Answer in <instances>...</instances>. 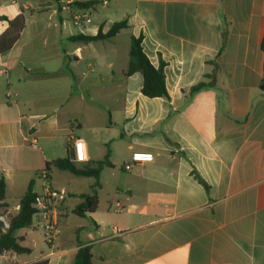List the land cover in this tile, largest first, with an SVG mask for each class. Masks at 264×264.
<instances>
[{"label": "crops", "instance_id": "crops-1", "mask_svg": "<svg viewBox=\"0 0 264 264\" xmlns=\"http://www.w3.org/2000/svg\"><path fill=\"white\" fill-rule=\"evenodd\" d=\"M75 1L93 0H61L52 5L54 14L69 12ZM98 1L97 8L121 12L131 39L142 35L153 65L164 62L169 98L144 96L142 77L138 90L118 94L115 119L112 108L110 122L96 119V108L108 106L85 83L81 65L87 60L90 72H97L92 46L113 38L71 37L96 36L100 28L107 33L112 23L77 27L75 35L63 34L65 27H41L36 42L31 35L25 39L26 27L0 21L6 214L17 215L31 184L34 193H43L41 174L67 156L69 143L78 164L107 155L111 163L100 176L98 209L84 216L74 211L96 180L84 177L93 179L89 192L75 194L56 188L59 169L51 167L48 186L67 194L54 247L33 224L15 234L30 251H4L0 263L73 264L88 246L94 264H264V0ZM50 28L53 42L43 36ZM35 45L46 51L38 54ZM200 83L207 86L193 91ZM83 112L89 117L84 122ZM134 152L152 153L154 161L126 171ZM69 213L84 223L71 222Z\"/></svg>", "mask_w": 264, "mask_h": 264}, {"label": "rangeland", "instance_id": "rangeland-1", "mask_svg": "<svg viewBox=\"0 0 264 264\" xmlns=\"http://www.w3.org/2000/svg\"><path fill=\"white\" fill-rule=\"evenodd\" d=\"M61 0H59L60 3ZM14 2V3H13ZM0 3L5 4V8L0 11V17H6L9 21L13 16H15L18 12L19 15L23 18V27L27 28V32L25 34V39L30 37L33 41L38 42L40 40V31L41 27H65L64 33L66 32L71 35L78 34L79 30L77 27H88L92 28L95 26H102V24L107 23L110 26V23L120 22L125 20L122 16L121 12L115 13V11L110 12L108 8L103 9L102 6L98 8H94L89 12V17L92 19V24L75 26L72 22V17L75 9L70 8L69 12L67 10H63L59 12V15L54 14V9L52 5L57 3V0H10L4 2L0 0ZM101 9V10H100ZM56 10H58L56 8ZM17 17V16H16ZM63 19L64 25H61L60 19ZM40 27V28H39ZM54 28H50L48 32L44 33L43 36L53 42L57 39ZM29 33V34H28ZM131 36H133L132 29H126L121 31L115 38L111 41H105L98 44H93L92 47H95L96 53L93 52L94 57L100 66V69H97V72L91 73L88 68V61L85 60L82 62L81 68L84 73L88 75V79L85 80L87 85H91L95 87V93L100 95L101 101L103 102L105 99V103L108 108L101 109L96 108L99 115L98 118L104 120L106 122L111 121L110 111L111 108L113 110V119H115V108L117 101H120V91H126L128 88L132 90H138L142 84V76L139 73L138 78L129 80V78L125 75V72L128 68L129 64V50L131 44ZM73 44L71 43V47ZM35 51L40 54L45 49L41 48L40 45H35ZM86 58L90 57L89 53L86 54ZM73 59V57H71ZM109 62L113 63V68L108 69L107 65ZM109 110V111H108ZM101 115V116H100ZM83 122L88 120L89 117L83 112ZM82 123V121H81ZM82 164V163H81ZM80 165V164H79ZM93 182V179L84 178V177H76L69 172L59 171L57 170L54 174L53 183L56 188H65L75 194L89 192L90 184ZM11 205H15L16 203L13 201H9ZM67 203L73 205V200L68 199ZM7 210L4 208L0 211V216H5L7 220L10 221L11 216L6 214ZM71 216V222L77 221L79 224H83L84 220H80L73 216L72 213H69ZM33 224L35 221L33 220ZM32 224V225H33ZM110 226L113 223H109ZM38 235L43 233V231L39 228ZM62 231V230H61ZM72 236V235H71Z\"/></svg>", "mask_w": 264, "mask_h": 264}, {"label": "trees", "instance_id": "trees-1", "mask_svg": "<svg viewBox=\"0 0 264 264\" xmlns=\"http://www.w3.org/2000/svg\"><path fill=\"white\" fill-rule=\"evenodd\" d=\"M59 3V0H57ZM101 1H85L68 4L73 9H94ZM8 21L6 17H0V21ZM72 20V19H71ZM11 27H18L19 30L23 28V18L19 15L16 19L9 21ZM128 21L123 20L115 22L110 27L107 33H103L102 28L99 29L96 36L78 35L71 37L73 41L93 42L97 40H111L117 36L121 31L128 29ZM143 37H132L131 47L129 51V64L125 72L127 77L136 73H141L143 77L142 94L148 98H169L166 79H165V64L161 61L160 65L156 67L153 65L149 57L144 52ZM207 85L200 83L193 88V91L200 90ZM80 164V165H79ZM75 160V150L73 144L67 146V156L65 158L57 159L47 165V172L51 167H55L62 171H68L77 177H91L96 180L91 194L82 195L84 202L75 209L74 213L79 216L92 214L98 209L97 188L100 186V176L104 168L110 167V155H107L102 161L79 163ZM38 195L34 193L32 184L29 186L26 194L19 201V211L17 215L11 217L10 228L6 232H0V253L4 251L14 252L18 254L28 253L30 250L21 246L18 243L16 232L21 229H26L32 226L33 216L36 212L34 203ZM6 183L4 179L0 180V211L6 208ZM2 223L0 222V226ZM73 264H94L93 254L88 246L81 247L74 259Z\"/></svg>", "mask_w": 264, "mask_h": 264}, {"label": "built area", "instance_id": "built-area-1", "mask_svg": "<svg viewBox=\"0 0 264 264\" xmlns=\"http://www.w3.org/2000/svg\"><path fill=\"white\" fill-rule=\"evenodd\" d=\"M92 9H75L72 22L75 26L80 25H90L92 19L89 17V12ZM11 96V95H10ZM34 147L36 143H33ZM74 146V143H73ZM75 150V147H74ZM75 160H76V151H75ZM154 161V156L152 153L148 152H134L131 155V161L126 163L125 170L131 171L132 168L136 165H141L144 163H151ZM41 178L44 179L46 183L43 193L36 197L34 208L36 212L33 216L35 221V226L41 229L44 232V238L50 247H54L55 241L59 237L60 230V206L62 201L66 199V192L63 190H54L48 186V172H43ZM0 232H6L10 228V221L6 217L0 216ZM1 264V263H0Z\"/></svg>", "mask_w": 264, "mask_h": 264}]
</instances>
